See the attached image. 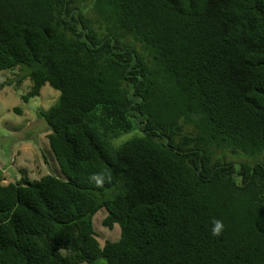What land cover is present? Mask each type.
<instances>
[{"label": "trees", "instance_id": "1", "mask_svg": "<svg viewBox=\"0 0 264 264\" xmlns=\"http://www.w3.org/2000/svg\"><path fill=\"white\" fill-rule=\"evenodd\" d=\"M14 68L66 179L0 180V264H264V0H0Z\"/></svg>", "mask_w": 264, "mask_h": 264}, {"label": "rangeland", "instance_id": "2", "mask_svg": "<svg viewBox=\"0 0 264 264\" xmlns=\"http://www.w3.org/2000/svg\"><path fill=\"white\" fill-rule=\"evenodd\" d=\"M27 75V70L21 68L0 70V180L4 183L26 179L32 181L47 174L65 180L49 144L48 134L51 130L41 116L57 103L61 93L47 83L38 95L25 98L32 88ZM132 135H121L115 144L124 142ZM107 215L108 211L101 208L93 217L101 246L107 239L117 240L121 232L117 223L112 229L103 224ZM95 264L108 263L100 257Z\"/></svg>", "mask_w": 264, "mask_h": 264}, {"label": "clouds", "instance_id": "3", "mask_svg": "<svg viewBox=\"0 0 264 264\" xmlns=\"http://www.w3.org/2000/svg\"><path fill=\"white\" fill-rule=\"evenodd\" d=\"M221 228H222V224L218 223L216 229L214 230V234L219 235Z\"/></svg>", "mask_w": 264, "mask_h": 264}, {"label": "water", "instance_id": "4", "mask_svg": "<svg viewBox=\"0 0 264 264\" xmlns=\"http://www.w3.org/2000/svg\"><path fill=\"white\" fill-rule=\"evenodd\" d=\"M10 171H12V169H10ZM1 173H2V170H0V175H1Z\"/></svg>", "mask_w": 264, "mask_h": 264}]
</instances>
